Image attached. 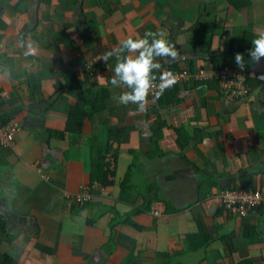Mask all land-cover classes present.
<instances>
[{
  "label": "crops",
  "instance_id": "obj_1",
  "mask_svg": "<svg viewBox=\"0 0 264 264\" xmlns=\"http://www.w3.org/2000/svg\"><path fill=\"white\" fill-rule=\"evenodd\" d=\"M161 30L181 58L157 81L242 53L249 97L189 79L120 104L100 55ZM262 32L264 0H0V119L19 128L0 148V264H264V204L242 218L216 199L264 201Z\"/></svg>",
  "mask_w": 264,
  "mask_h": 264
},
{
  "label": "clouds",
  "instance_id": "obj_2",
  "mask_svg": "<svg viewBox=\"0 0 264 264\" xmlns=\"http://www.w3.org/2000/svg\"><path fill=\"white\" fill-rule=\"evenodd\" d=\"M249 49L251 61L259 63L264 58V32L259 33L251 42ZM115 59V66L112 68L110 83L113 87L127 89L118 96L122 105L135 104L140 112L147 110L149 95L155 90V99H158L162 92L176 82L175 75L165 71L159 76L157 84L156 72L161 70L160 60L166 63H173L181 58L176 45L170 42L166 33L148 31L141 36H129L120 41L117 46L102 53L98 60L108 64L110 59ZM236 65L243 70L245 58L242 53L235 54ZM99 78H103L100 76ZM264 79V75L260 77ZM155 99L153 102H155Z\"/></svg>",
  "mask_w": 264,
  "mask_h": 264
},
{
  "label": "built area",
  "instance_id": "obj_3",
  "mask_svg": "<svg viewBox=\"0 0 264 264\" xmlns=\"http://www.w3.org/2000/svg\"><path fill=\"white\" fill-rule=\"evenodd\" d=\"M91 66L88 65V68ZM175 84L194 79L195 81L214 80L219 84V87L229 97L237 100H244L249 97L250 90L247 85L246 69L241 70L238 66L225 65L219 69L213 70L212 73H207L203 69H199L195 74L188 71H182L175 74ZM158 84L159 81H156ZM168 87V88H170ZM167 88V89H168ZM166 90V89H165ZM155 96V90L149 97ZM19 128L14 120L3 123L0 119V148L10 149L15 142V136ZM80 197L78 201H83ZM216 199L220 206L225 208L233 216H240L242 218L249 217L256 208L264 204V201L259 193L248 194L240 193L236 189H226L216 195ZM157 215V212H154Z\"/></svg>",
  "mask_w": 264,
  "mask_h": 264
},
{
  "label": "trees",
  "instance_id": "obj_4",
  "mask_svg": "<svg viewBox=\"0 0 264 264\" xmlns=\"http://www.w3.org/2000/svg\"><path fill=\"white\" fill-rule=\"evenodd\" d=\"M224 66V64L223 65H218L216 68H215V70L216 69H219V68H221V67H223ZM237 66V65H236ZM157 80H158V78H157ZM173 89V88H172ZM172 89H170V90H172ZM166 91H169L168 89L167 90H164L163 91V94L164 93H166ZM162 94V95H163ZM155 97V96H154ZM153 97V98H154ZM236 100V99H235ZM100 158V164L102 165V163H103V161H105V158H104V156H102V157H99ZM4 264H16V263H14V261H13V258L12 257H9V256H5V258H4Z\"/></svg>",
  "mask_w": 264,
  "mask_h": 264
}]
</instances>
